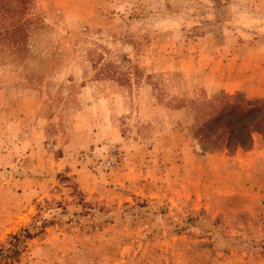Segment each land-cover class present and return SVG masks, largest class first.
Returning <instances> with one entry per match:
<instances>
[{"label":"rangeland","instance_id":"374dc122","mask_svg":"<svg viewBox=\"0 0 264 264\" xmlns=\"http://www.w3.org/2000/svg\"><path fill=\"white\" fill-rule=\"evenodd\" d=\"M25 16L23 48L0 51V264H264V134L207 151L190 129L197 98L264 97L207 88L214 67L264 71V0Z\"/></svg>","mask_w":264,"mask_h":264},{"label":"trees","instance_id":"16d2710c","mask_svg":"<svg viewBox=\"0 0 264 264\" xmlns=\"http://www.w3.org/2000/svg\"><path fill=\"white\" fill-rule=\"evenodd\" d=\"M33 0H0V51H20L25 43L27 27L33 20L25 16ZM195 116L191 134L210 151L213 141L225 139L229 150L249 148L254 134H264V97L247 98L240 92L224 91L193 102Z\"/></svg>","mask_w":264,"mask_h":264},{"label":"crops","instance_id":"0c3cea01","mask_svg":"<svg viewBox=\"0 0 264 264\" xmlns=\"http://www.w3.org/2000/svg\"><path fill=\"white\" fill-rule=\"evenodd\" d=\"M210 31H212V30H207V32H210ZM261 70H258V72L250 73V75L256 76V79H255L256 81H253L254 79H252L251 76L241 77L240 76L241 74H239V72L237 74L239 76H236V74L232 70L231 71H228V69L224 70L221 68V66L220 67H214L212 69L211 77H209V75H207V88L213 89V90L225 89L227 91H234V90L240 89V88H247V86H248L252 89L259 90L264 85V83H262V81L264 80V71H263V69H261ZM260 93H263V92H259V94ZM191 121H192V119H191V117H189V119H187V122L185 124H190ZM179 134H182V132H180ZM257 138L258 137L255 136V140H257L256 142H258ZM256 142H255V145H256ZM258 146L261 147L260 139H259ZM214 155L208 154L207 158H209V159L207 161H212V160H214L215 162L218 161L219 165H221L223 162L222 157L218 158V156H216V158L214 157L212 159L211 157H213Z\"/></svg>","mask_w":264,"mask_h":264},{"label":"built area","instance_id":"2783aa9c","mask_svg":"<svg viewBox=\"0 0 264 264\" xmlns=\"http://www.w3.org/2000/svg\"><path fill=\"white\" fill-rule=\"evenodd\" d=\"M114 151V150H113ZM109 164H111V162H109Z\"/></svg>","mask_w":264,"mask_h":264}]
</instances>
